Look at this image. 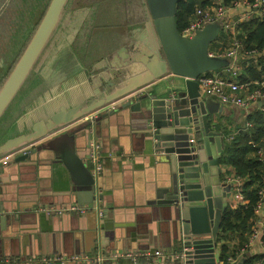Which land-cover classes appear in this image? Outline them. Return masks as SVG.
<instances>
[{
  "label": "crops",
  "instance_id": "1",
  "mask_svg": "<svg viewBox=\"0 0 264 264\" xmlns=\"http://www.w3.org/2000/svg\"><path fill=\"white\" fill-rule=\"evenodd\" d=\"M244 1L239 0V5L228 14L229 20L241 18L248 11ZM85 3L77 0L65 14L36 63L29 82L5 114L4 125L18 123L23 128L21 133L26 132L35 121L47 118L62 106L69 108L85 104L97 97L114 71L110 64L113 57L117 55L121 60L119 53L124 47L144 37L147 32L151 33L147 10L141 21L131 23L125 0L101 1L93 17V26L84 32L83 25L90 14V8ZM230 38L233 41L232 34ZM13 50V57L21 52L19 47ZM240 52L241 64L245 61L243 56L246 59L258 56H247L244 45ZM3 66L0 64V76L5 78L4 74L9 69L6 71V66ZM182 81L180 76L168 73L149 88L160 89L168 84L176 86ZM116 104L108 105L93 116L107 112ZM223 105V112L210 114V124L223 136L225 145L227 134L244 126L248 112L262 108L264 100L250 104L248 109ZM80 122L72 123L36 144L51 140H55L51 143L56 145L69 142L68 132ZM133 132L138 133L131 130L128 120L124 124L122 115L114 112L103 117V129L97 137L101 144L99 162L102 170L95 175L97 190L92 203L79 201L72 190L74 182L71 173L54 158L53 150L48 146L23 161H16L19 152L0 155V203L8 208L6 212L16 218L13 225L7 224L0 233V264H97L100 256L134 249H162L168 256L141 257L137 260L105 259L101 264H176L175 259L178 258L173 254L180 248L181 242L169 219V210L153 203L161 179V165L155 154ZM78 145L81 148L79 154L88 161V142L78 141ZM89 166L94 174V165L91 163ZM220 166L223 167L222 182L227 176L235 175L231 165L221 163ZM81 199L86 200L87 197L84 195ZM68 203L95 208L84 214L72 212L61 215L48 214L43 210ZM261 215L263 213H259L256 221L261 219ZM224 238L219 236L217 248L222 255L223 244L229 247L231 255L227 261L224 260L227 264L248 253L250 257L264 254V244L259 239L243 253L247 243L242 241L240 232H232ZM55 255L70 259L65 262L44 260Z\"/></svg>",
  "mask_w": 264,
  "mask_h": 264
},
{
  "label": "water",
  "instance_id": "2",
  "mask_svg": "<svg viewBox=\"0 0 264 264\" xmlns=\"http://www.w3.org/2000/svg\"><path fill=\"white\" fill-rule=\"evenodd\" d=\"M70 0H50L28 43L0 86V121L15 102L36 68L40 56L71 9ZM179 0H144L148 28L110 62L114 71L97 97L85 104L62 106L47 118L35 121L26 132L0 144V155L19 152L16 161L27 160L40 149H52L73 178L72 190L79 201L92 203L97 190L92 161L79 154L78 141L98 142L103 117L116 112L128 120L131 130L154 153L161 165V179L153 203L169 210L184 258L176 264H227L217 248L221 220L228 206L232 184L222 182L220 153L224 138L210 124V114L223 112L224 105L213 97H204L197 78L203 73L229 65V59L210 54V46L222 31L219 22L209 23L188 37L178 28ZM118 54V55H119ZM172 73L183 81L172 86L149 88L164 75ZM123 101V102H121ZM117 103L107 112H95ZM88 117V118H85ZM68 132L69 142H42L49 135L79 122ZM132 132H130L131 134ZM65 135V136H67ZM25 149V147H30ZM215 145V147H214ZM24 149V150H23ZM41 157V154H39ZM88 158V156H87ZM86 200H82V196ZM102 197V196H99ZM0 203V233L15 215ZM99 212V208L97 209ZM250 254L232 264H245Z\"/></svg>",
  "mask_w": 264,
  "mask_h": 264
},
{
  "label": "trees",
  "instance_id": "3",
  "mask_svg": "<svg viewBox=\"0 0 264 264\" xmlns=\"http://www.w3.org/2000/svg\"><path fill=\"white\" fill-rule=\"evenodd\" d=\"M101 1L103 0H84L85 4H88L90 8L89 17L91 19L89 20V25L91 22L93 23V17ZM238 1L223 0L224 4L229 6ZM125 2L130 15V22L132 21L131 23L141 21L146 16V4L144 0H125ZM211 2L212 0H179L176 14L179 30L183 32L189 24L196 6H205L211 4ZM86 24L87 22L83 25L84 32L88 25ZM236 29V37L242 41L244 51L255 49L260 52L255 59L245 60L241 72L236 76L238 81L249 83L250 89H254L260 86V83L257 82L264 79V16L260 15L257 11L249 19L238 22ZM230 35L225 30H222L218 39L211 44L210 49L227 48L231 41ZM76 43L78 47V40ZM85 45H87V41ZM8 72L4 74V77ZM260 149H264V107L249 112L244 126L235 128L227 134L224 151L219 158L220 164L231 165L235 171V175L243 178V191L248 199L246 204L240 205L237 208H233L231 205L227 206L220 225L219 236L222 239L232 232H240L242 241L247 243L252 233V228L257 217L255 208L260 200L259 190L262 186L261 180L264 173V161L258 155ZM236 254L234 253L233 255ZM229 255H231L229 247L227 244H223L222 258L227 261ZM259 260H262L264 264V254L249 257L245 264H253Z\"/></svg>",
  "mask_w": 264,
  "mask_h": 264
},
{
  "label": "built area",
  "instance_id": "4",
  "mask_svg": "<svg viewBox=\"0 0 264 264\" xmlns=\"http://www.w3.org/2000/svg\"><path fill=\"white\" fill-rule=\"evenodd\" d=\"M238 2L229 6L225 5L223 0H212L211 4H207L205 6H196L195 11L190 18L189 24L186 26L182 33L188 37H192L195 35L198 29L203 28L209 23L219 22L222 29L228 30L233 35V41L230 47H227L225 49L221 47L214 50L210 49V54L228 58L230 61L229 65L219 70L203 73L197 78V80L199 83L200 91L204 97H213L220 101L222 104L237 105L244 109H248L250 104L257 102L260 99L264 100V79L260 82H257L260 83V86L254 89H250L249 83H241L240 81H238V79H236V76L241 72L243 68V63L241 64L239 62V59H241L240 50L242 49L243 44L241 40L236 38V28L238 22L249 19L250 16H253L255 11H258L260 15L264 16V0H245L244 3L248 7V11L243 13L241 18L229 20L228 14H231L233 12V9L239 5ZM245 54L247 56H257L258 54H260V52L254 49L251 51H246ZM243 59L248 60L249 58L246 59V57L243 56ZM100 146L101 144L99 142L92 141L90 150L88 152V159L91 160L92 164L94 165L95 175H98L102 170V165L99 162V160L101 159ZM258 155L264 161V149H260L258 151ZM223 182L225 184H232L231 196L228 199V205H231V207L233 208H237L240 205H244L248 202V199L243 191V178L237 175L227 176ZM261 182L262 186L259 190L260 200L257 203L255 212L256 216H258L259 213H263V215H261L260 220L255 221L249 240L243 248V253L245 252L244 250L251 247L257 239L261 240V242L264 244V173ZM93 208H95V206L79 203H68L54 207H46L43 208V210L48 214L57 213L61 215L72 212L84 214L86 212H89ZM186 250L187 248L183 247L181 250H177L173 255L178 259L184 258ZM161 256H168V253L164 252L162 249L122 250L112 252L109 255L98 257L97 264H101V262L105 259H109L112 261L121 258H130L132 260H137L141 257L149 259L158 258ZM67 259H70V257L60 255L44 258L46 262L54 260L65 262ZM233 259L234 258H230V260ZM236 260L238 259H234V261ZM253 264H263V262L262 260H259L257 262H254Z\"/></svg>",
  "mask_w": 264,
  "mask_h": 264
},
{
  "label": "rangeland",
  "instance_id": "5",
  "mask_svg": "<svg viewBox=\"0 0 264 264\" xmlns=\"http://www.w3.org/2000/svg\"><path fill=\"white\" fill-rule=\"evenodd\" d=\"M49 1L50 0H0V64L6 66V71L12 68L22 53ZM76 1L77 0H70L67 6L74 4ZM90 19L89 15H87L85 20L88 24H86V31L92 27V22L89 25ZM231 43L232 41L228 47L231 46ZM15 47L21 48V52H19L17 57H13L15 54L13 49ZM3 72L4 71H1V73ZM4 80L5 78L0 76V86ZM29 80L30 78L27 83ZM13 104L11 105L12 107ZM21 127L18 126V123L4 125L2 119L0 121V144L8 138L21 133L23 130Z\"/></svg>",
  "mask_w": 264,
  "mask_h": 264
}]
</instances>
